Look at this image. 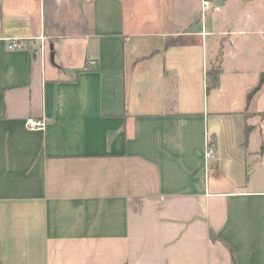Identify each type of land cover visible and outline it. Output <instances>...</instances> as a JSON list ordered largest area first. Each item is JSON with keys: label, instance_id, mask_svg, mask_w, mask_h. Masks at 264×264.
<instances>
[{"label": "crops", "instance_id": "crops-1", "mask_svg": "<svg viewBox=\"0 0 264 264\" xmlns=\"http://www.w3.org/2000/svg\"><path fill=\"white\" fill-rule=\"evenodd\" d=\"M176 1L0 0V264H264V0Z\"/></svg>", "mask_w": 264, "mask_h": 264}, {"label": "rangeland", "instance_id": "rangeland-1", "mask_svg": "<svg viewBox=\"0 0 264 264\" xmlns=\"http://www.w3.org/2000/svg\"><path fill=\"white\" fill-rule=\"evenodd\" d=\"M172 14L173 17L175 14V18L177 17L178 21H180V23H182L184 26L189 25V23L193 20V23H196L197 21L199 26L200 22L203 21L204 24L208 26V28H211L213 25L220 24L222 22V14L220 12H217L215 10L202 11L199 0H177ZM143 15L146 17L150 15L153 19L157 17L158 21L160 20L159 11L152 10L151 12H141L140 16ZM157 25L155 27L153 26L152 30H156Z\"/></svg>", "mask_w": 264, "mask_h": 264}, {"label": "trees", "instance_id": "trees-1", "mask_svg": "<svg viewBox=\"0 0 264 264\" xmlns=\"http://www.w3.org/2000/svg\"><path fill=\"white\" fill-rule=\"evenodd\" d=\"M181 43H182V41L180 40V38L167 37L165 45L169 46V45L181 44ZM85 68H88V66H86ZM79 70H81V69H79ZM79 70H77V71H79ZM219 73H220V69L218 66L210 67L209 69L206 70L205 79H206V91L207 92L211 88H215L218 86V84H219ZM262 82H263V77L261 76L258 84L248 93V96H247L248 100L252 97V95L257 90H259ZM248 131H249V128L247 127L246 134H248ZM210 236L213 240L217 239V236L214 235V233L212 231L210 232ZM230 251H231V257H232L233 264H237L231 248H230Z\"/></svg>", "mask_w": 264, "mask_h": 264}, {"label": "built area", "instance_id": "built-area-1", "mask_svg": "<svg viewBox=\"0 0 264 264\" xmlns=\"http://www.w3.org/2000/svg\"><path fill=\"white\" fill-rule=\"evenodd\" d=\"M211 7L210 1L209 0H202V11H205ZM7 47L10 50H17L24 48L26 46V43L22 39L18 38H10L7 39ZM93 61H90V64H93ZM46 125V122L42 120H33V119H28L26 121V126L29 129H44ZM211 155V152H207L206 156L207 158Z\"/></svg>", "mask_w": 264, "mask_h": 264}, {"label": "water", "instance_id": "water-1", "mask_svg": "<svg viewBox=\"0 0 264 264\" xmlns=\"http://www.w3.org/2000/svg\"><path fill=\"white\" fill-rule=\"evenodd\" d=\"M39 45H41L40 40H38V41L36 42V45H35L34 48H33V53H32V56H33V57H35L36 50H37V48H38ZM52 48H53V47L50 46V53H49V60H50V62H54V51H53Z\"/></svg>", "mask_w": 264, "mask_h": 264}]
</instances>
